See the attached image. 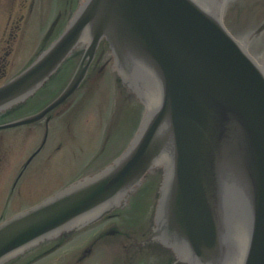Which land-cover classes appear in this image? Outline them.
Here are the masks:
<instances>
[{"label":"water","instance_id":"1","mask_svg":"<svg viewBox=\"0 0 264 264\" xmlns=\"http://www.w3.org/2000/svg\"><path fill=\"white\" fill-rule=\"evenodd\" d=\"M82 1L72 0L71 13ZM226 2L85 0L68 25L67 12L60 17L66 29L0 87V111L42 91L61 64L85 47L71 81L43 114L62 105L105 41L124 87L147 112L111 165L0 223V264L45 239L99 221L155 170L162 171V181L152 238L178 258L173 263L166 250L162 260L264 264V64L258 62L264 61V45L250 46L257 61L229 33L221 12ZM73 59L52 77V86L73 73L79 58ZM121 81L115 73L110 155L138 127L133 116L140 106L123 95Z\"/></svg>","mask_w":264,"mask_h":264},{"label":"rangeland","instance_id":"2","mask_svg":"<svg viewBox=\"0 0 264 264\" xmlns=\"http://www.w3.org/2000/svg\"><path fill=\"white\" fill-rule=\"evenodd\" d=\"M68 1L70 0L35 1L34 11L26 30L24 33L21 30L19 45L16 44L13 49L15 59L19 56L16 62L17 70L20 71L27 66L30 60L37 55L38 50L42 46L44 48L48 41L45 33H47L50 25L52 26L55 14L61 7H66ZM71 4L72 0L70 6ZM66 12L68 20L71 10L62 11L61 16ZM53 30V33H55V26ZM106 58L99 65L96 75L91 76L87 84H83L80 88L78 96L70 98L69 105L59 109L57 112L55 111L57 113L56 118L50 123L51 134L48 148L50 151L46 152V157L49 158L47 160V168L49 167L51 171L49 170L50 173L48 175L44 173L38 176L37 188L33 187L31 189L35 199L62 188L68 182L73 181L77 177L76 175L80 174L84 169L90 168V165L94 162L98 161V163H101L99 158L102 152H107L105 147L108 148L110 146L116 71L112 68V57L107 55ZM71 75L72 73L61 78V84L52 86L50 92H61L69 82ZM23 133L24 130L17 132L13 145L19 159L25 157L29 149H31L35 138V135L27 136V133L21 137ZM60 144H62V147L58 150L57 148ZM47 179L49 180L48 182ZM46 184L50 185V191L48 192L46 191L49 189L44 190ZM5 191L7 190L4 189L3 193ZM14 210L9 215L14 213ZM109 225L118 228L120 232L122 231V225L117 221L111 222ZM121 234L123 233L121 232ZM91 236L88 232L80 233V236L74 237L70 245L55 251V253L36 264H75L74 260L70 261L71 257L80 254V251L90 245ZM119 238L120 236L110 241V245L114 242V247L117 250H120ZM102 246H98L97 254H94L91 259L81 264H108L110 259L106 260L104 256L98 257Z\"/></svg>","mask_w":264,"mask_h":264},{"label":"flooded vegetation","instance_id":"3","mask_svg":"<svg viewBox=\"0 0 264 264\" xmlns=\"http://www.w3.org/2000/svg\"><path fill=\"white\" fill-rule=\"evenodd\" d=\"M28 1L29 0H0V82L13 74L12 72L14 71L17 59L13 56V49L19 42L20 24L24 19L22 18L23 14L21 12L28 6L32 7L33 5V3L28 4ZM225 19L227 23H229L228 26L233 31L241 34V37H246V40L255 44H264V28H261L264 24V0H227ZM259 30H261V33L252 35ZM100 58L101 57H97L94 60L90 67L91 70L96 69ZM22 112L23 111L19 108H15L11 111L0 113V220L5 217V214L13 203L19 206H28L31 204L30 202L33 201V190L31 189L34 187L32 181H30L32 177L31 174H40V172L42 173L45 169L44 164L40 166V169H34V167L36 165V160L44 155L43 152L46 150L51 119L45 117L43 120L29 125L4 127L7 122L24 116L25 114L22 115ZM15 114H17V116L11 118V116ZM22 130H24V133L21 137L27 133V136L42 134L44 138L42 143L34 149L32 153H28L26 158L22 157V159H19L13 145L17 137L15 135ZM42 159L45 160V158ZM4 189L7 191L3 193ZM9 194L12 196L10 202L8 200ZM140 201L141 200L128 202L119 213L115 214V217H108L98 224L97 227H95L97 232L94 234L95 238L92 240V243L88 248L83 249L80 254L72 256L70 261L74 260L75 264H81L94 256L95 245L100 243L104 237L110 238L122 235L116 228L109 230L105 229L106 225H108L111 220H123L126 215L133 216L134 213L138 215L139 212L136 210L140 209L141 204H138ZM9 203L10 206H8ZM123 236L124 243L127 240V246L124 250H117L112 245L113 248H111L110 245L107 247L108 251L114 252V254L117 255V257H115L114 254L109 255V257L112 258L111 264H138L139 261L142 262L144 252L147 253V251H149L146 249L149 247V243L146 242L147 238L142 237L136 240L135 238H131L130 234ZM122 240V238H119L118 241L121 242ZM72 241L73 239H66V233L62 234L58 238L42 243L38 249L28 252L27 255L17 261L16 264L36 263L57 249L71 244ZM156 257H159V255L157 254L154 256L156 264H162V257H159L161 262L157 260Z\"/></svg>","mask_w":264,"mask_h":264},{"label":"bare ground","instance_id":"4","mask_svg":"<svg viewBox=\"0 0 264 264\" xmlns=\"http://www.w3.org/2000/svg\"><path fill=\"white\" fill-rule=\"evenodd\" d=\"M66 9L67 10H71L72 9V4H71V6H70V3L67 4V6L63 8V11H65ZM44 94H45V97H44L45 98V102L46 103H50V94H48V93L47 94L44 93ZM55 98H58V96L56 95ZM100 160L103 163V159H100ZM94 167L96 168L98 166L96 165ZM91 170H94L93 166L91 167ZM141 231H146V228L143 227ZM149 261H150V256L148 255V256L145 257V262H143V264H149Z\"/></svg>","mask_w":264,"mask_h":264}]
</instances>
